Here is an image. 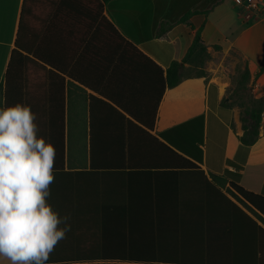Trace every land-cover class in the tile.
<instances>
[{
    "label": "crops",
    "instance_id": "obj_1",
    "mask_svg": "<svg viewBox=\"0 0 264 264\" xmlns=\"http://www.w3.org/2000/svg\"><path fill=\"white\" fill-rule=\"evenodd\" d=\"M191 11L198 13L179 23ZM163 23L174 27L158 37ZM191 25L203 28L210 76L184 79L163 92L161 70L184 59L196 34ZM232 52L264 74V7L248 19L235 0H0V89L8 104L32 106L55 145L56 189L197 186L229 170L239 175L231 180L264 194V121L258 142L245 146L240 112L223 104L235 66L229 63ZM201 116L198 165L204 174L197 168L157 175L138 169L152 159L155 137L170 144L164 133ZM130 159L133 170L108 169ZM52 202L71 215V223L83 221L76 214L92 205L69 198ZM68 236L53 253L71 252L60 251L75 247ZM0 264L9 261L0 258Z\"/></svg>",
    "mask_w": 264,
    "mask_h": 264
},
{
    "label": "trees",
    "instance_id": "obj_2",
    "mask_svg": "<svg viewBox=\"0 0 264 264\" xmlns=\"http://www.w3.org/2000/svg\"><path fill=\"white\" fill-rule=\"evenodd\" d=\"M197 13H187L179 23H189ZM173 27L163 23L157 36L163 37ZM191 27L196 34L184 59L172 62L167 71L161 70L163 92L184 79L209 76L205 66L211 54L202 37L203 28ZM214 48L220 50L219 46ZM250 75L247 66L246 81ZM4 97L0 89V99ZM263 113L264 101L251 99L245 105L240 138L245 146L258 142ZM163 136L170 144L155 137L152 159L138 169L154 175L183 168L201 171L198 163L203 162L204 116ZM228 164L241 169L231 160ZM136 167L130 159L121 168L108 169ZM231 178L239 179V175L228 170L224 175H212V180L205 177L197 186L51 187L52 199L87 200L92 205L84 208L83 214L75 213L83 216V221L72 223L67 233L75 247L60 249L71 251L68 253H52L49 264H264V194L249 191Z\"/></svg>",
    "mask_w": 264,
    "mask_h": 264
},
{
    "label": "clouds",
    "instance_id": "obj_3",
    "mask_svg": "<svg viewBox=\"0 0 264 264\" xmlns=\"http://www.w3.org/2000/svg\"><path fill=\"white\" fill-rule=\"evenodd\" d=\"M32 106L0 99V258L49 264L71 231V215L52 202L56 147Z\"/></svg>",
    "mask_w": 264,
    "mask_h": 264
},
{
    "label": "rangeland",
    "instance_id": "obj_4",
    "mask_svg": "<svg viewBox=\"0 0 264 264\" xmlns=\"http://www.w3.org/2000/svg\"><path fill=\"white\" fill-rule=\"evenodd\" d=\"M211 60H212V56H211ZM211 60H209V62ZM209 62H207L205 66L207 72L209 68ZM215 63L218 62L215 60ZM229 63H235V66L230 71V79L228 82L229 83L228 86L225 85L226 90L224 92H226L225 93L226 95L224 97L223 104L226 107L237 109L240 112V120H241V116L243 114L245 105L251 99L264 101V83L262 82V79L264 78V74L258 75V72L254 73L252 70H250V74H251L250 79L246 81L244 78V73L248 65L246 61L237 52H232V56H230L229 58ZM208 75L210 76L209 72ZM99 263L115 264V263H105V262H99Z\"/></svg>",
    "mask_w": 264,
    "mask_h": 264
},
{
    "label": "built area",
    "instance_id": "obj_5",
    "mask_svg": "<svg viewBox=\"0 0 264 264\" xmlns=\"http://www.w3.org/2000/svg\"><path fill=\"white\" fill-rule=\"evenodd\" d=\"M236 4L247 12V18L252 19L253 17L260 14L264 7V0H235ZM264 121V113L262 115Z\"/></svg>",
    "mask_w": 264,
    "mask_h": 264
}]
</instances>
